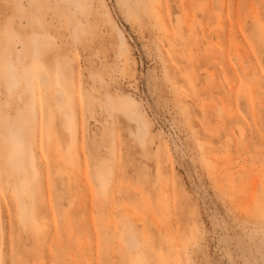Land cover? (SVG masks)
<instances>
[{"label":"rangeland","instance_id":"rangeland-1","mask_svg":"<svg viewBox=\"0 0 264 264\" xmlns=\"http://www.w3.org/2000/svg\"><path fill=\"white\" fill-rule=\"evenodd\" d=\"M70 3L0 0V264H264V0Z\"/></svg>","mask_w":264,"mask_h":264},{"label":"bare ground","instance_id":"bare-ground-1","mask_svg":"<svg viewBox=\"0 0 264 264\" xmlns=\"http://www.w3.org/2000/svg\"><path fill=\"white\" fill-rule=\"evenodd\" d=\"M71 2H72V4L70 3L71 6L73 5V7L75 8V9L73 8L74 11L75 10L83 11L89 6V0H71ZM7 53L11 54L9 50L0 47V78L6 77L8 81H10L13 85L16 86L19 83V76L11 66H7V62H6ZM5 66L8 67L9 70L8 73L5 70H3ZM19 99H21V95L19 96ZM144 135H145V130L143 129V127H141L138 134L134 136L138 141H140Z\"/></svg>","mask_w":264,"mask_h":264}]
</instances>
